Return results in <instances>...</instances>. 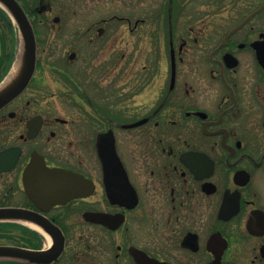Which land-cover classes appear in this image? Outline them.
<instances>
[{"label":"flooded vegetation","instance_id":"af4514ba","mask_svg":"<svg viewBox=\"0 0 264 264\" xmlns=\"http://www.w3.org/2000/svg\"><path fill=\"white\" fill-rule=\"evenodd\" d=\"M16 1L34 30L36 67L0 108L5 166L19 154L0 172V208L36 224L0 245L35 260L0 262L264 264V10L246 20L264 0L249 11V0ZM58 4L87 16L40 17ZM136 4L144 16L96 17ZM0 9L1 85L18 29ZM40 27L83 41L84 57L51 50L58 59L42 73ZM46 79L80 112H43L36 87Z\"/></svg>","mask_w":264,"mask_h":264},{"label":"rangeland","instance_id":"374dc122","mask_svg":"<svg viewBox=\"0 0 264 264\" xmlns=\"http://www.w3.org/2000/svg\"><path fill=\"white\" fill-rule=\"evenodd\" d=\"M138 2H143L145 0H137ZM263 2V0H249V6H247L244 10L249 11L253 7L259 5V3ZM140 7V5L136 4L133 8H122L118 10H102L100 12V15L97 14L96 17H109L113 14H116L121 17H142L144 16V13L141 11H138L136 14V8ZM142 8V6H141ZM55 16H60L62 18H82L86 17V11L85 10H75L72 8L61 6V4L56 5L52 10L48 11L46 14L40 17H44L48 20H51ZM261 16L264 17V11L261 14ZM16 26L15 22H13ZM40 37L38 40V59L40 61V65L42 66V70H40L42 73L46 71L47 67L52 65L54 61H56L58 58L56 56H53L51 54V50L59 51L60 54H63L68 51H79V54L81 55V58L84 57L83 50H85V45L83 41H73V40H53L50 36L47 35L46 32L43 31V29L40 27ZM19 35V32L17 31L16 36L14 37V49H15V57L17 58V55L20 52L21 49V37ZM131 40L128 38L123 41V44L128 45V49H130V42ZM114 43L113 42H107L105 49L110 50L114 49ZM15 59V58H14ZM47 77V76H46ZM35 89V88H34ZM40 91L39 95L43 97V112H53L58 115H62L64 117H68L72 114L79 113L80 110L78 106L70 102L69 100H66L64 96L66 93H68V89L65 87H60L57 85H54L51 79H46L45 84L41 88H37ZM33 90V89H32ZM51 95L54 96V98H51ZM50 97V98H49ZM79 101V100H78ZM13 230V231H12ZM10 230V233L14 236L18 231L12 229Z\"/></svg>","mask_w":264,"mask_h":264},{"label":"water","instance_id":"95a60500","mask_svg":"<svg viewBox=\"0 0 264 264\" xmlns=\"http://www.w3.org/2000/svg\"><path fill=\"white\" fill-rule=\"evenodd\" d=\"M0 5L12 16L14 21L17 24L19 29L22 44L24 48L23 53V66L20 74L16 78V80L10 84L6 89L0 92V108L16 97L20 92H22L29 84L36 67V37L34 34L33 27L25 13V11L21 8L16 0H0ZM264 9V3L255 11H253L246 20L250 19L254 15L258 14L260 11ZM245 23V21H244ZM243 23V24H244ZM38 128L35 132L28 135L29 137L34 136L37 132ZM98 138V146H99ZM8 155V153H7ZM6 153L0 154V172L8 170L12 167L19 156L18 153L11 152L10 165L5 166L8 162ZM8 164V163H7ZM78 177V176H75ZM76 180L74 182L75 186H78L82 180ZM60 181L66 183L67 178L60 177ZM71 196H77L81 194L77 189L72 190L69 193ZM36 219L34 217H29L27 212L19 208H0V222H30L31 224H36ZM24 256L30 257L32 261L35 260V252L33 251H25L19 247H11V246H0V259H12L19 260Z\"/></svg>","mask_w":264,"mask_h":264},{"label":"bare ground","instance_id":"6f19581e","mask_svg":"<svg viewBox=\"0 0 264 264\" xmlns=\"http://www.w3.org/2000/svg\"><path fill=\"white\" fill-rule=\"evenodd\" d=\"M23 51H24V48L22 44L20 52L17 56V59L15 63L13 64L7 78L0 85V92L6 89L10 84H12L16 80L18 75L20 74L22 66H23V53H24Z\"/></svg>","mask_w":264,"mask_h":264},{"label":"trees","instance_id":"16d2710c","mask_svg":"<svg viewBox=\"0 0 264 264\" xmlns=\"http://www.w3.org/2000/svg\"><path fill=\"white\" fill-rule=\"evenodd\" d=\"M0 16H4V17H7L6 13L0 9ZM14 40H12V50L14 51ZM17 227L18 225H12V224H0V242L5 240V238H8V239H12L13 238V241H16L18 242L19 240V232L16 233V235H12L10 233V230L14 229L17 231ZM13 231V230H12ZM10 233V235H9ZM4 262H0V264H3Z\"/></svg>","mask_w":264,"mask_h":264}]
</instances>
